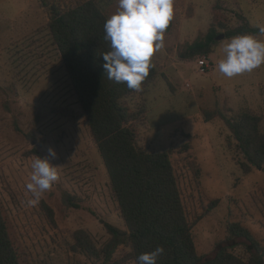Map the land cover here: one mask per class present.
Segmentation results:
<instances>
[{
	"label": "rangeland",
	"instance_id": "374dc122",
	"mask_svg": "<svg viewBox=\"0 0 264 264\" xmlns=\"http://www.w3.org/2000/svg\"><path fill=\"white\" fill-rule=\"evenodd\" d=\"M44 1L68 6L84 0H0V205L12 242L21 264H133L122 262L124 249L108 261L77 248L86 235L102 250L112 238L104 222L127 227L51 40ZM97 3L108 17L119 10L118 0ZM243 25L264 28V0H173L164 46L152 57L157 76L142 96L128 100L132 109L144 106L131 123L139 145L170 154L198 255H212L231 222L264 244V165L242 170L244 155L221 116L250 111L264 133V64L233 78L216 70L232 38L225 33ZM212 29L224 37H215L211 53L180 56L183 45L205 40ZM251 35L264 41V33ZM207 113L214 116L207 120ZM49 148L57 153L50 163L59 179L29 205L31 162ZM69 197L80 208L70 206ZM233 250L249 256L242 244Z\"/></svg>",
	"mask_w": 264,
	"mask_h": 264
},
{
	"label": "trees",
	"instance_id": "16d2710c",
	"mask_svg": "<svg viewBox=\"0 0 264 264\" xmlns=\"http://www.w3.org/2000/svg\"><path fill=\"white\" fill-rule=\"evenodd\" d=\"M44 6L49 13L51 40L102 156L120 216L127 227L124 231L104 222L112 238L102 250L86 235L78 237L77 248L89 258L103 260L106 255L108 261L116 251L124 249L128 252L122 262L133 264H139L137 257L140 254L158 246L165 251L157 258V264H264V244L236 222L228 224L229 236L216 245L212 255L197 254L169 152H152L140 146L137 132L131 125L144 113V106L132 109L128 100L138 99L155 80L157 69L154 64L139 91L109 80L102 58L110 50L109 42L104 39V24L109 17L97 0L78 1L68 6L44 1ZM258 33L259 27L243 25L225 35L230 38ZM217 35L220 33L212 29L205 40L197 38L193 43L183 45L180 56L190 59L208 55ZM213 116L207 113V120ZM221 116L244 155L245 161L240 162L242 170L249 173L253 166L264 165V133L260 117L246 110L233 119ZM68 204L80 208L71 197ZM238 239L244 242L236 241ZM238 244L247 250V258L234 252ZM0 264H21L1 205Z\"/></svg>",
	"mask_w": 264,
	"mask_h": 264
},
{
	"label": "clouds",
	"instance_id": "9594fccd",
	"mask_svg": "<svg viewBox=\"0 0 264 264\" xmlns=\"http://www.w3.org/2000/svg\"><path fill=\"white\" fill-rule=\"evenodd\" d=\"M119 10L106 19L104 39L110 50L102 55L104 73L116 83H124L130 90L139 91L149 75L152 57L164 46V33L173 17V0H118ZM264 33V28L260 29ZM223 58L216 70L227 78L251 72L264 64V41L251 34L232 37L224 44ZM57 153L49 148L47 156L31 162V175L25 184L32 198L29 205L39 202L41 196L59 179L57 167L50 161ZM158 246L137 257L139 264H157L164 253Z\"/></svg>",
	"mask_w": 264,
	"mask_h": 264
},
{
	"label": "built area",
	"instance_id": "2783aa9c",
	"mask_svg": "<svg viewBox=\"0 0 264 264\" xmlns=\"http://www.w3.org/2000/svg\"><path fill=\"white\" fill-rule=\"evenodd\" d=\"M206 66H207V62L205 60H201L200 67L202 71H205Z\"/></svg>",
	"mask_w": 264,
	"mask_h": 264
},
{
	"label": "water",
	"instance_id": "95a60500",
	"mask_svg": "<svg viewBox=\"0 0 264 264\" xmlns=\"http://www.w3.org/2000/svg\"><path fill=\"white\" fill-rule=\"evenodd\" d=\"M223 37H224V35L221 34V35H218V36L216 37V39H221V38H223Z\"/></svg>",
	"mask_w": 264,
	"mask_h": 264
}]
</instances>
